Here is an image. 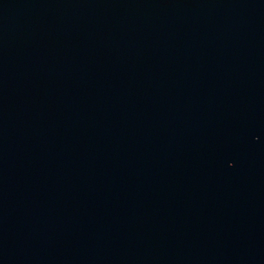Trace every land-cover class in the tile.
Wrapping results in <instances>:
<instances>
[{"label":"water","instance_id":"95a60500","mask_svg":"<svg viewBox=\"0 0 264 264\" xmlns=\"http://www.w3.org/2000/svg\"><path fill=\"white\" fill-rule=\"evenodd\" d=\"M0 264H264V0H0Z\"/></svg>","mask_w":264,"mask_h":264}]
</instances>
